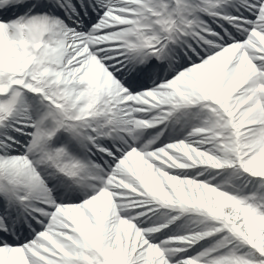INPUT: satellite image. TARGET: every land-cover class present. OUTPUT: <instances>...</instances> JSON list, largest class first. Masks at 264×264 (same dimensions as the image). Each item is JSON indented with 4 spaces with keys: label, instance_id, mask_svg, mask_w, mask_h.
<instances>
[{
    "label": "snow or ice",
    "instance_id": "6c2138e0",
    "mask_svg": "<svg viewBox=\"0 0 264 264\" xmlns=\"http://www.w3.org/2000/svg\"><path fill=\"white\" fill-rule=\"evenodd\" d=\"M0 264H264V0H0Z\"/></svg>",
    "mask_w": 264,
    "mask_h": 264
}]
</instances>
